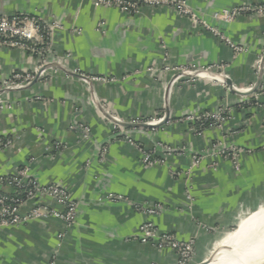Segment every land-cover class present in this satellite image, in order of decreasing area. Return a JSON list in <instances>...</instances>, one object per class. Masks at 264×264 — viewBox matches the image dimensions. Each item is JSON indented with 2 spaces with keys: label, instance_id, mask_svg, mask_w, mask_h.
Segmentation results:
<instances>
[{
  "label": "crops",
  "instance_id": "0c3cea01",
  "mask_svg": "<svg viewBox=\"0 0 264 264\" xmlns=\"http://www.w3.org/2000/svg\"><path fill=\"white\" fill-rule=\"evenodd\" d=\"M187 3L199 21L166 6L130 15L93 0H0V14L58 23L53 51L68 56L62 67L47 70L30 86L0 94V137L13 140L0 149V177L26 167L41 183L62 184L78 202L71 227L51 217L0 228V264H177L170 248L137 239L145 221L179 240L194 238L192 264H200L232 234L241 216L243 225L264 210V71L255 92L233 90L221 81L229 78L238 88L256 84L264 12L245 11L231 21L214 17L264 0ZM228 41L242 51L235 52ZM165 53L173 66L224 68L175 76L164 70ZM37 65L30 51L0 46V85ZM79 73L105 81L88 84ZM222 106L231 111L221 128L199 135L183 120ZM166 114L156 127L116 130L109 117L131 122ZM124 130L130 133L122 135ZM219 143L238 151L239 169L230 157L211 150ZM137 144L164 162L146 165ZM194 154L205 157L188 174ZM12 190L0 183L1 192ZM38 203L61 208L49 196ZM156 206L158 212L146 210Z\"/></svg>",
  "mask_w": 264,
  "mask_h": 264
},
{
  "label": "built area",
  "instance_id": "2783aa9c",
  "mask_svg": "<svg viewBox=\"0 0 264 264\" xmlns=\"http://www.w3.org/2000/svg\"><path fill=\"white\" fill-rule=\"evenodd\" d=\"M97 5L103 7L116 8L122 13L134 15L138 14L144 7H160L166 6L175 9L180 15L198 20L197 14L187 3V0H93ZM245 11H258L264 12V5L260 6H242L239 8L225 9L214 13V17L222 18L226 21L233 20L236 16ZM208 29L219 32L213 27L205 24ZM59 27L56 22L44 23L37 16L15 13V14H0V46L28 50L38 58V65L34 70L30 71H17L10 77L5 79L0 85V94L6 90L13 89L19 90L30 86L39 77L41 78L47 73V70L59 68L63 66L64 58L68 56L56 55L53 46V32ZM222 36V35H221ZM223 37V36H222ZM235 52L242 51L237 43L228 41ZM52 52V53H51ZM263 55L255 61V68L258 72L264 71L262 64ZM165 72L172 71V73L179 75H196L215 70H221L223 66H207V67H188V66H173L168 63V53L163 57ZM149 70H152L150 67ZM78 73V71H75ZM260 73V74H261ZM80 78L85 83L93 81H105V78L88 76L79 73ZM221 78L223 85L229 86L224 79ZM254 84L245 88H238L234 85L232 88L237 91H251ZM230 87V86H229ZM260 88V87H259ZM231 109L228 106L219 107L215 111H207L202 114L188 115L184 117V121L193 123L194 130L197 134L201 135L207 128H221L225 121L229 118ZM166 116V115H165ZM164 117L133 120L127 123H148L160 124L165 119ZM113 121L114 129L124 127L120 123H124L120 118L109 116ZM126 123V122H125ZM121 129V128H120ZM121 131V132H125ZM13 144L10 137H0V149H6ZM58 145V144H57ZM162 150L171 151L169 146L160 144ZM59 147V145L57 146ZM137 147L143 153V161L146 165L152 166L163 163L164 160L155 156L154 151L145 149L142 145L137 144ZM227 146L224 143L215 144L211 150L223 154L225 157H230L236 169H239V153L236 149L232 148L227 151ZM206 153L209 150L205 151ZM205 157L204 154H194L192 156V163L187 173L190 174L193 169L199 166ZM173 176L180 175V172L173 171ZM0 183L7 184L12 187L11 193L0 191V228L21 225L33 219L40 218H57L64 223L66 227H71L76 222L78 202L73 198L70 192L60 183H41L35 178L28 175L26 167L18 170L16 174L1 176ZM49 196L56 200L61 207L53 208L47 204L38 203L39 198ZM189 197L190 194H189ZM30 204L28 211L23 213V209ZM160 206L155 208H146L151 213L158 212ZM139 210L142 208L139 207ZM60 236H63L62 234ZM137 239L143 243H151L156 248L162 250L170 248L176 253L177 264H192L195 256V240L194 238L188 241L179 240L173 233L160 232L156 224L152 221H145L139 228ZM51 264H55L52 262Z\"/></svg>",
  "mask_w": 264,
  "mask_h": 264
},
{
  "label": "bare ground",
  "instance_id": "6f19581e",
  "mask_svg": "<svg viewBox=\"0 0 264 264\" xmlns=\"http://www.w3.org/2000/svg\"><path fill=\"white\" fill-rule=\"evenodd\" d=\"M243 220L241 216L238 222ZM208 264H264V210L229 235L215 249Z\"/></svg>",
  "mask_w": 264,
  "mask_h": 264
},
{
  "label": "water",
  "instance_id": "95a60500",
  "mask_svg": "<svg viewBox=\"0 0 264 264\" xmlns=\"http://www.w3.org/2000/svg\"><path fill=\"white\" fill-rule=\"evenodd\" d=\"M262 64L264 65V56H263V60H262ZM262 76H263V71H262V73L260 74V76H259V79L257 80V82H256V84H255V86H254V88H253V91L252 92H255V91H257V89L260 87V84H261V80H262ZM226 80V82H227V84L232 88L235 84L233 83V81L231 80V79H229V78H226L225 79ZM233 89V88H232ZM233 90H235V89H233ZM248 94H249V92H247ZM169 117V115L168 114H166V116H165V119L162 121V123H160V124H163L164 122H165V120H167V118ZM121 125H123V126H125V127H130V128H138V127H140V128H146V127H149V128H151V127H156V126H158V125H160V124H148V123H141V124H137V123H120ZM130 132L129 131H125V132H121V134L122 135H127V134H129ZM152 208H155V207H152ZM160 210V209H159ZM210 259H211V257H210ZM210 259H208V261H205L204 263H200V264H208V262L210 261Z\"/></svg>",
  "mask_w": 264,
  "mask_h": 264
},
{
  "label": "rangeland",
  "instance_id": "374dc122",
  "mask_svg": "<svg viewBox=\"0 0 264 264\" xmlns=\"http://www.w3.org/2000/svg\"><path fill=\"white\" fill-rule=\"evenodd\" d=\"M239 221V220H238ZM242 223H243V221L241 222V223H239V224H235V225H233L232 227H231V229H230V233H234V232H236V231H238L240 228H241V226H242ZM229 233V234H230ZM215 250V249H214ZM212 256V255H211ZM195 258V257H194Z\"/></svg>",
  "mask_w": 264,
  "mask_h": 264
}]
</instances>
